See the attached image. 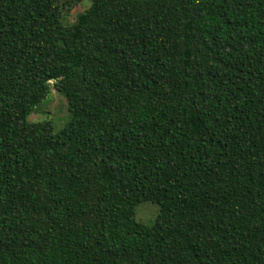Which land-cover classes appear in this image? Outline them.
<instances>
[{
  "label": "trees",
  "instance_id": "trees-1",
  "mask_svg": "<svg viewBox=\"0 0 264 264\" xmlns=\"http://www.w3.org/2000/svg\"><path fill=\"white\" fill-rule=\"evenodd\" d=\"M0 264H264V0H0Z\"/></svg>",
  "mask_w": 264,
  "mask_h": 264
},
{
  "label": "rangeland",
  "instance_id": "rangeland-1",
  "mask_svg": "<svg viewBox=\"0 0 264 264\" xmlns=\"http://www.w3.org/2000/svg\"><path fill=\"white\" fill-rule=\"evenodd\" d=\"M89 1L78 5L73 14L66 18L67 24L73 22L76 16L85 10ZM72 116L69 110L67 97L63 93L56 92L52 89L47 97L37 105L29 120L35 123L50 122L53 125L54 133H59L71 121ZM159 215V207L155 203L146 202L140 204L136 209V219L146 225H153Z\"/></svg>",
  "mask_w": 264,
  "mask_h": 264
}]
</instances>
